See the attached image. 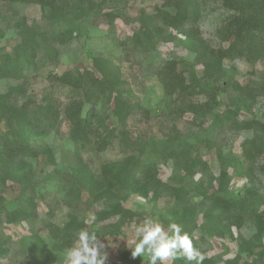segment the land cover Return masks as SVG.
<instances>
[{
  "label": "rangeland",
  "instance_id": "obj_1",
  "mask_svg": "<svg viewBox=\"0 0 264 264\" xmlns=\"http://www.w3.org/2000/svg\"><path fill=\"white\" fill-rule=\"evenodd\" d=\"M197 1L192 27L208 46L226 48L229 13L220 0ZM170 3L0 0V95L8 103L6 117L0 120V264H63L64 250L72 246L79 226L96 232L104 245L105 264H120L125 253L131 254L126 240L135 225L153 218L167 230L169 221H177L185 209L188 218L194 215L191 238L205 259L217 258L216 264L258 260L264 235H256L253 219L264 211V154L252 166L242 154L246 141L263 142L264 136L258 139L260 134L241 126L264 124V96L241 98L234 87L264 76V61L226 60L224 85L214 86L216 107L211 114L200 121L179 115L174 99L164 94L159 73L176 62L187 79H200L202 65L185 35L164 24L162 12ZM95 58L117 68L123 101L116 106L113 94L85 105L86 117L96 109L94 127L99 134L81 139L68 132L65 121L55 129L43 119V99L52 95L67 102L72 96L68 90L49 94L48 75L84 70L97 75ZM209 91L203 90L201 100ZM162 140H170V145L157 143ZM127 158L129 168L155 183L147 199L128 195L119 202L131 212L120 234L101 236L108 223L98 213L107 208L92 187L108 180L114 165ZM191 161L196 162L192 177L184 173ZM222 163L234 193L250 190L255 196L241 217L214 233L206 225L207 205L201 202L215 192L216 181L212 187L190 191L182 201L169 191L205 180V174L216 180ZM93 215L95 222L85 223ZM42 251L46 258L35 259ZM140 260L146 264L145 257Z\"/></svg>",
  "mask_w": 264,
  "mask_h": 264
},
{
  "label": "trees",
  "instance_id": "obj_2",
  "mask_svg": "<svg viewBox=\"0 0 264 264\" xmlns=\"http://www.w3.org/2000/svg\"><path fill=\"white\" fill-rule=\"evenodd\" d=\"M71 1L76 2L77 0ZM199 3L197 0H171L168 5L169 10L162 12V20L166 26L180 31L191 42L195 58L202 65L201 78L198 79V77L191 75L187 79L183 72L178 70L180 64L176 62L168 63L159 73V81L164 94L166 97L174 99L179 115L190 114L197 121L206 118L216 107V92L219 86L223 87L226 76V70L223 67L226 60L239 57L250 63L264 61V0H220L222 7L229 13V18L224 26L228 45L226 48L217 49L203 42L197 30L192 27L196 15V12L193 14V11L198 9ZM93 65L97 75L88 70L67 71L61 75L50 73L48 75L49 94L54 90L62 89L68 90L72 96L65 103L60 102L59 97L54 99L52 95L45 96L43 99L45 108L43 119L50 122L55 129H59L62 121H65L68 132L80 134L81 139L90 134L95 136L99 134L98 129L94 127L95 120L98 118L96 109L93 108L89 112V116L86 117L83 113L85 105L113 94L115 95L116 106H119L123 101L119 90L123 82L120 80L117 68L113 67L109 60L103 58H95ZM204 84H207V88L211 91L207 92L206 100H201L200 94L207 89H202L205 88ZM210 85L211 87H209ZM234 91L239 97L245 99H252L259 95L264 96V76L251 85L235 84ZM7 108L6 97L0 95V120L6 117L4 114ZM241 128L251 130L254 134H260L258 139H262L264 136V124L251 122L244 124ZM157 143L166 148L170 145V140H162ZM243 148V158L249 166H252L264 154V141L261 140L257 143L256 140L252 139L246 141ZM129 161L130 158H127L124 162L118 165L115 164L110 171V178L101 180L92 187L94 194H97L96 197L100 198L107 208L98 213V218L108 223L103 228L101 236L120 234L122 224L125 219L131 217V212L123 210L119 202L125 201L128 195H137L147 199L150 193V184L155 183V180L151 181L146 175L138 176L134 170L127 166ZM195 164V161L189 162L184 172L185 175L193 176L192 169ZM226 166L222 163L221 172L216 180H212V178L208 180V177L211 176L205 174L207 177L205 180L200 178L199 181L190 183L188 186L182 185V187L169 191L170 195L172 194L176 198L180 197V201H182L190 191L205 186L212 187L211 183L216 181L217 188L215 192L206 198V202H201L204 206L207 205L204 210V216L207 219L206 225L214 233L217 232L218 226L225 223L232 224L237 218L241 217L242 211L245 207H248L249 202L255 196L250 190L245 194L239 192L240 196L237 195L238 193H234L229 186L230 181ZM200 168L202 170L204 164ZM113 169L115 170L113 171ZM187 213H189L188 209L183 210L175 223L181 225L183 231L191 237L195 228V219L194 215L188 218ZM24 217L22 215L21 219ZM253 226L256 235L259 237L264 235V211L254 215ZM80 229H82V226H79L78 230ZM42 256L44 259L46 258V253L43 251L38 253L35 259ZM263 258L264 248L262 247L255 264H262ZM217 261V258L204 259L203 264H216ZM140 262L139 257L134 259L131 254L127 255L125 253L120 264H140ZM175 264H186V262L176 260Z\"/></svg>",
  "mask_w": 264,
  "mask_h": 264
},
{
  "label": "clouds",
  "instance_id": "obj_3",
  "mask_svg": "<svg viewBox=\"0 0 264 264\" xmlns=\"http://www.w3.org/2000/svg\"><path fill=\"white\" fill-rule=\"evenodd\" d=\"M95 216L85 223H94ZM132 258H146V264H175L184 260L186 264H203L205 256L194 247L193 239L183 231L182 226L169 221L168 229L157 219L145 218L135 225L133 236L126 240ZM104 245L94 231L82 228L75 233L72 246L63 254V264H105L101 253Z\"/></svg>",
  "mask_w": 264,
  "mask_h": 264
}]
</instances>
